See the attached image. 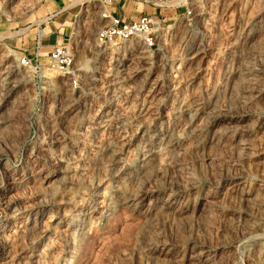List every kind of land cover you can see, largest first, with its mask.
Wrapping results in <instances>:
<instances>
[{
	"label": "rangeland",
	"instance_id": "1",
	"mask_svg": "<svg viewBox=\"0 0 264 264\" xmlns=\"http://www.w3.org/2000/svg\"><path fill=\"white\" fill-rule=\"evenodd\" d=\"M64 1L61 16L52 0H0V264H264V0H173L153 50L137 39L101 43L98 1ZM114 1L120 15L154 13ZM62 28L72 67L44 70L38 93L17 55L31 52L38 30L52 38ZM192 105L202 112L189 124L182 110ZM167 131L182 138L174 153L162 148L154 171L124 187L121 172ZM50 134L59 144L48 156L39 142ZM123 188L144 197L142 208L120 202ZM172 195L149 222L148 204Z\"/></svg>",
	"mask_w": 264,
	"mask_h": 264
},
{
	"label": "built area",
	"instance_id": "2",
	"mask_svg": "<svg viewBox=\"0 0 264 264\" xmlns=\"http://www.w3.org/2000/svg\"><path fill=\"white\" fill-rule=\"evenodd\" d=\"M97 1V17L101 24L97 32V39L101 43H107L113 39L121 41L137 39L147 50L158 47V35L162 31V11L166 8L177 10L180 6L172 4L173 0H140L151 6L154 13L140 12L136 17L130 18L117 12L114 0ZM125 1L119 0L116 3H124ZM193 12L194 8L186 7L185 13L188 16ZM43 40L44 36L36 33L31 53L24 54L21 52L17 55V65L32 76V81L38 93H41L43 85L48 83L49 80L44 74V70L67 75L74 60V51L68 43L56 42L49 50H45ZM43 58L46 59V63L42 62ZM72 83V87L77 86L76 79H73Z\"/></svg>",
	"mask_w": 264,
	"mask_h": 264
},
{
	"label": "bare ground",
	"instance_id": "3",
	"mask_svg": "<svg viewBox=\"0 0 264 264\" xmlns=\"http://www.w3.org/2000/svg\"><path fill=\"white\" fill-rule=\"evenodd\" d=\"M181 2H183V0H178L176 3H181ZM172 4H174V1L172 2ZM256 25L257 24H255L254 26L258 27ZM255 32H256V28L253 27V28H251L249 30V32L247 33V36H252V35L255 34ZM37 33H39L40 35L43 36L41 30H38ZM9 37H11L10 33H9ZM194 41H195L194 37H191V39L188 40V43L183 48V55L187 56L190 52H192L195 49L196 43H194ZM94 55L97 56L98 53L95 52ZM189 59L190 58H186V60H189ZM95 60H97V59L94 58V61ZM98 63H100V62H96V61L94 62V64H98ZM117 63H119V62H117ZM93 69L98 70V69H101V67L97 65V66H94ZM118 73L119 72L116 69H114L113 73L110 74L111 80H113V79L118 80V78L120 77ZM201 110L202 109H200V108H194V105H192V106H189V107H187L186 109H184L182 111H187L188 112L187 122L189 124H193L199 118V115L202 112ZM190 128L191 129L188 130V134L191 135L192 137L198 136L199 128L196 127V126H192V125H191ZM163 135L164 136L161 139V141L157 140L156 136H154V135L152 136L153 140H150L148 142L147 146L144 147L145 149L143 150V158L141 160H139V164L135 167L134 170H131L130 168H127V169H129V170H127V172H124V173H123V171L121 172L122 175L124 174L123 182H122L124 187L128 186V185L142 183L144 181V179L146 177H148L151 174V172L154 171V169L159 164L158 154L160 153L161 149L162 148H164V149L166 148L168 154L171 153V152L174 153L173 151L182 142V138L179 135H177L174 132H172V131L164 132ZM39 143L41 144L40 147L42 146L43 150L45 151V154L50 156V155H53V154L56 153V151H57L56 150V145L59 144V138L56 135H54V134H50L49 136L44 135ZM44 144H46V146ZM71 144H72V141L68 145H66V146L61 148L62 154H65V156H66V153L71 151V149H70ZM110 154H111V152H110ZM107 155L110 156L109 154H107ZM115 155H116V157H114V156H113V158L111 157L112 158L111 160H113L115 162V165H116L118 163V154L116 153ZM65 156L64 157L60 156V158H59L61 162H64V166L60 167V169H57V171L61 174L60 179H62V180H67V179L70 178V175H69L70 167H69V165L67 163V158ZM108 156H106V157H108ZM57 157H59V156H56V158ZM108 159H110V157H108ZM102 160H101V162H102ZM120 179H122V177ZM71 194H73V195L71 196ZM71 194L69 195L71 197H69V198L66 197V202L68 204L74 205V204L77 203V200H76V198H75V200L73 198L74 193H71ZM143 200H144V197L142 195L131 194L130 192H126L125 188H123V195L120 198V202L122 204H125L128 207H132L133 209H140L143 206V204H142ZM176 201H177L176 197H174L172 195V196H170V198L166 199L163 202L154 201L153 203L148 204L147 208L145 209L146 210L145 213L147 215V218H148L149 222H151V223L156 222L158 220V218L162 217L163 214L166 213L167 209H171L172 206H174ZM92 211L93 210H91L90 213ZM82 215H85V214H82ZM91 217L92 216L89 215V219H91ZM85 227H86V225H84V223H83L82 229H85ZM38 240H39V238H37L36 236L33 237L31 235V243H38ZM38 249H40V248H38V247L34 248V252L38 251ZM42 253H43V251H42V249H40L39 253H35L34 256L42 257L41 256ZM170 255L171 256H176L175 254L172 255V253Z\"/></svg>",
	"mask_w": 264,
	"mask_h": 264
},
{
	"label": "crops",
	"instance_id": "4",
	"mask_svg": "<svg viewBox=\"0 0 264 264\" xmlns=\"http://www.w3.org/2000/svg\"><path fill=\"white\" fill-rule=\"evenodd\" d=\"M52 1L54 2V5L56 6V9H55L56 10V13H58L60 15L62 14L61 16H63V10L62 9L65 6V1L64 0H52ZM57 10H59V11H57ZM62 30H64V32H62V31L60 32V30H59L58 32H56V34L59 33V35H56L55 37H52V38H45L47 36L48 32H44L45 34H44L43 43H44L45 48H48V49L51 48V46L54 43L57 42V39H60L61 41L66 40L65 37L67 35V29L65 30V28H62Z\"/></svg>",
	"mask_w": 264,
	"mask_h": 264
}]
</instances>
